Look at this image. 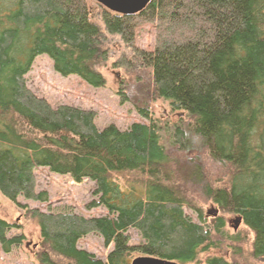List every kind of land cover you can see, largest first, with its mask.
<instances>
[{"label":"trees","instance_id":"obj_1","mask_svg":"<svg viewBox=\"0 0 264 264\" xmlns=\"http://www.w3.org/2000/svg\"><path fill=\"white\" fill-rule=\"evenodd\" d=\"M88 2L0 0V195L20 208L26 206L18 199L47 203L35 180V169L44 168L93 182L87 207L107 214L28 210L39 226L38 264H130L134 257L236 264L219 256L199 262L215 248L211 238L223 235L225 221L204 215L188 197L192 191L221 215L240 218L254 235L253 258L264 259V0H152L134 16L99 7L106 32L129 46L140 26L154 28L152 50L137 56L150 70L155 97L187 119L168 136L173 147L193 153L184 161L170 159L162 144L166 129L147 109L139 114L148 124L99 130L92 111L54 108L26 87L42 55L61 77L105 85L97 69L107 56ZM202 156L221 170L220 185L208 182ZM121 174L143 180L122 189L112 179ZM16 227L0 220L5 254L24 243L22 234L10 235ZM129 230L139 243H131ZM92 234L111 247L104 260L78 248Z\"/></svg>","mask_w":264,"mask_h":264},{"label":"rangeland","instance_id":"obj_2","mask_svg":"<svg viewBox=\"0 0 264 264\" xmlns=\"http://www.w3.org/2000/svg\"><path fill=\"white\" fill-rule=\"evenodd\" d=\"M90 11L98 25L99 7L89 0ZM101 49L106 54V61L98 67V71L105 80L101 88H91L80 78L72 76L61 77L53 70L52 60L46 56H38L25 76L26 87L38 98L44 99L50 106H73L95 114V125L102 130L110 125L120 130L127 129L131 124H148V119L139 114L140 109H147L150 117L165 127L161 133L162 144L173 161L187 160L193 153L185 154L179 147H173L170 134L175 126L187 125V119L179 112H173L169 103L157 99L153 92V82L150 70L141 65L138 53L151 51L155 40L154 28L148 25L140 26L135 33L132 45L125 44L117 35H110L100 24ZM122 95H119V94ZM184 119V120H183ZM182 121V122H180ZM182 126V125H181ZM191 158V157H190ZM208 182L213 187L220 185L221 170L202 156ZM112 179L122 188L129 184L141 182L143 176L138 174L112 175ZM36 191L48 194L47 203L18 201L26 208L13 205L0 195V220L17 226L10 235L25 237L22 246L10 254H5L0 248V264H38L36 255L40 252L39 226L37 220L31 218L28 210L45 211L49 206L54 209H69L85 218L104 217L106 211L102 208L89 209L87 206L92 200L94 183L85 179L76 183L71 177L49 173L47 169H35ZM138 184V183H137ZM138 185H136L137 187ZM190 200L195 202L204 215L218 209L201 195L189 193ZM186 214L196 220L195 215L188 209ZM225 221L224 233L221 236H212L216 244L213 250L199 255V262L207 257L219 256L228 262L236 264H264V259H255L252 256L254 235L242 223L234 230L237 217L221 215ZM131 243L137 244L140 238L135 230L128 232ZM78 248L92 253L96 258L104 260L111 247L105 248L99 236L89 235L81 239ZM137 257H134L135 259ZM132 259V260H133ZM131 260V261H132Z\"/></svg>","mask_w":264,"mask_h":264},{"label":"water","instance_id":"obj_3","mask_svg":"<svg viewBox=\"0 0 264 264\" xmlns=\"http://www.w3.org/2000/svg\"><path fill=\"white\" fill-rule=\"evenodd\" d=\"M98 6L119 16H134L143 11L152 0H91ZM217 210H212L207 216L216 218ZM241 223V219L237 218L235 221L234 230H236ZM130 264H178L176 262H169L152 257H137L131 261Z\"/></svg>","mask_w":264,"mask_h":264}]
</instances>
